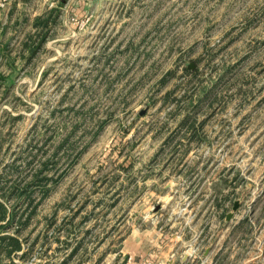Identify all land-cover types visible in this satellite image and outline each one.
Segmentation results:
<instances>
[{
    "label": "rangeland",
    "instance_id": "obj_1",
    "mask_svg": "<svg viewBox=\"0 0 264 264\" xmlns=\"http://www.w3.org/2000/svg\"><path fill=\"white\" fill-rule=\"evenodd\" d=\"M0 203V264H264V0H0Z\"/></svg>",
    "mask_w": 264,
    "mask_h": 264
},
{
    "label": "trees",
    "instance_id": "obj_2",
    "mask_svg": "<svg viewBox=\"0 0 264 264\" xmlns=\"http://www.w3.org/2000/svg\"><path fill=\"white\" fill-rule=\"evenodd\" d=\"M34 25L36 27V31L34 33H27L25 34V38L22 41L21 44V54L20 56L23 57L22 52L23 50L26 48L28 51V55L27 57H25L26 62L27 60L30 61V59L37 53V51L40 49L42 43L45 41L46 39V35L50 29V21H49V17L48 16H44L43 14L36 16L34 19ZM3 30V29H2ZM4 49H6V45H4ZM3 49V50H4ZM6 53V52H4ZM8 56V55H6ZM8 63L7 65L10 68V73L6 75V77H3L2 74V79L7 78L9 79V85L12 84L14 82L13 78H12V74L15 70V65L13 64V60L10 59L8 57ZM0 210L2 215H0V218L4 217V206L3 204L0 203ZM11 220V218H10ZM2 243H0V245H2V249L7 253H10L11 251H13L14 249H18L20 246V242L19 239L15 236L12 235H8L5 234L4 236H2Z\"/></svg>",
    "mask_w": 264,
    "mask_h": 264
},
{
    "label": "water",
    "instance_id": "obj_3",
    "mask_svg": "<svg viewBox=\"0 0 264 264\" xmlns=\"http://www.w3.org/2000/svg\"><path fill=\"white\" fill-rule=\"evenodd\" d=\"M142 112V111H141ZM237 205H238V203H237V201H235L234 202V205H233V210H235L236 209V207H237ZM230 216V214L229 215H227V218Z\"/></svg>",
    "mask_w": 264,
    "mask_h": 264
}]
</instances>
